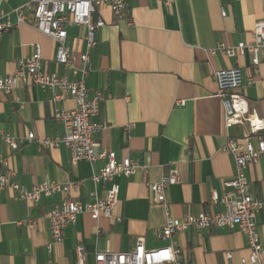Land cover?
Returning a JSON list of instances; mask_svg holds the SVG:
<instances>
[{"label":"crops","instance_id":"0c3cea01","mask_svg":"<svg viewBox=\"0 0 264 264\" xmlns=\"http://www.w3.org/2000/svg\"><path fill=\"white\" fill-rule=\"evenodd\" d=\"M26 0H0V11L8 13ZM127 14L115 20L108 7L95 18L104 26L97 30L90 52V70L85 80L89 95L101 92L94 122L105 123L95 140L98 150L112 151L116 159L129 158L147 167L118 177V199L113 208L120 222L86 213L62 233L59 245L51 243L46 213L62 196L42 198L36 204L18 199L9 190H0V264H74L75 248L82 245L86 264L95 252H128L138 239L145 249L174 244L182 251V264H240L248 255L246 238L236 231L189 229L171 239L156 233L166 215L161 205L151 203L147 183H156L169 169L177 170L180 183L165 194L168 215L182 218L201 212L211 213L220 206L210 205V193L223 192L222 183L234 174L231 155L224 151L228 138H240L245 126L227 130L224 108L216 96L214 73L221 69H241L246 78L248 57L225 58L211 54L219 44L249 42L254 24L264 19V0H127ZM221 10L226 12L221 17ZM14 22V17L11 16ZM71 51L84 49V28L67 29ZM41 49V69L63 75L65 69L53 59L55 44L31 25L22 24L0 38V78L12 75L16 63L28 58L34 46ZM254 83L240 92L250 110L264 123V62ZM183 102L179 105V102ZM70 108V102L59 104ZM51 92L20 82L9 94H0V130L15 138H54L62 128L52 118ZM0 174L15 172L14 181L30 189L44 179L60 184L84 183L69 197L85 202L94 191L104 199L106 185L94 186L90 177L105 161L93 165L81 161L72 165L62 146L40 150L36 141L25 142L11 151L0 140ZM246 194L264 195V162L249 165ZM27 221H34L29 228ZM258 233L264 246V217H257ZM231 253V259L225 258Z\"/></svg>","mask_w":264,"mask_h":264},{"label":"built area","instance_id":"2783aa9c","mask_svg":"<svg viewBox=\"0 0 264 264\" xmlns=\"http://www.w3.org/2000/svg\"><path fill=\"white\" fill-rule=\"evenodd\" d=\"M127 0H26L21 6L8 13L0 11V38L3 33L22 24L31 25L37 32L50 38L55 44L54 63L65 69L63 75L49 73L41 69V49L35 45L33 52L26 59L16 63L12 75L0 78V94L9 95L22 82L39 87L42 91L51 92L52 118L62 128L59 137L35 139L34 133L18 139L0 130V140L11 151H15L25 142L36 141L39 149L50 150L62 146L69 154L72 165L81 161L89 165L105 161L104 166L90 177L94 186L106 185L104 199H98L93 191L85 202L70 198L71 192H78L84 181L78 180L60 184L48 179L26 189L15 181V172L7 170L0 174V190L13 191L18 199L36 204L42 198L61 195L59 203L53 204L46 213L52 245L62 243V233L74 225L79 215L86 213L93 220L105 218L120 222L114 217L113 208L118 199V177H130L137 172L147 173V167L129 158L116 159L112 151L98 150L96 135L106 128L105 123L94 122L98 116L99 105L104 100L101 92L89 95L85 80L90 70V52L95 46V35L104 26L100 18H95L98 10L106 6L115 20L127 14ZM14 17V22L11 21ZM226 12L221 10V17ZM84 28V49L75 53L67 44V29ZM249 42L236 45H217L211 54H220L225 58L248 57L250 75L244 77L240 68L221 69L214 73L217 92L224 108V123L228 129L245 126L246 132L240 138H228L224 151L228 152L234 164L233 177L222 183L223 192L210 193V205L220 206L216 212H201L197 215H186L172 218L168 215L165 194L169 187L180 183L179 174L169 169L156 183H147L151 193V203L161 205L165 211L166 222L156 235L161 239H171L176 233L189 229L210 231L227 229L236 231L246 238L248 255L241 258L240 264H264V246L258 233L257 217H264V195L251 197L246 194L248 183L245 170L249 165L264 162V123L255 111L250 110L240 90L251 86L257 69L264 62V19L257 21L250 34ZM70 102V108H62L60 103ZM183 102H179L182 105ZM0 165L7 167V162L0 159ZM29 228L34 221H27ZM87 254L82 245L75 248L74 264H86ZM227 260L231 253H225ZM92 264H182V251L174 247L145 249L143 240L138 239L128 252H95Z\"/></svg>","mask_w":264,"mask_h":264}]
</instances>
